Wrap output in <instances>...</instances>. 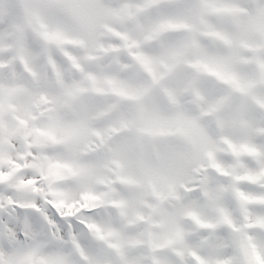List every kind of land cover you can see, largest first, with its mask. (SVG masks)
<instances>
[{"label": "snow or ice", "instance_id": "snow-or-ice-1", "mask_svg": "<svg viewBox=\"0 0 264 264\" xmlns=\"http://www.w3.org/2000/svg\"><path fill=\"white\" fill-rule=\"evenodd\" d=\"M0 264H264V0H0Z\"/></svg>", "mask_w": 264, "mask_h": 264}]
</instances>
